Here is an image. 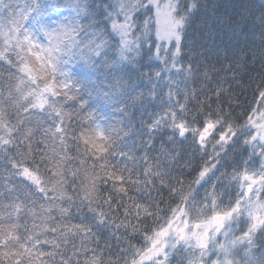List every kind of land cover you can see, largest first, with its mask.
<instances>
[{"label":"snow or ice","instance_id":"6c2138e0","mask_svg":"<svg viewBox=\"0 0 264 264\" xmlns=\"http://www.w3.org/2000/svg\"><path fill=\"white\" fill-rule=\"evenodd\" d=\"M0 264H264V0H0Z\"/></svg>","mask_w":264,"mask_h":264},{"label":"trees","instance_id":"16d2710c","mask_svg":"<svg viewBox=\"0 0 264 264\" xmlns=\"http://www.w3.org/2000/svg\"><path fill=\"white\" fill-rule=\"evenodd\" d=\"M215 2L225 4V3H228V0H215Z\"/></svg>","mask_w":264,"mask_h":264}]
</instances>
